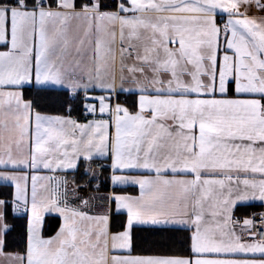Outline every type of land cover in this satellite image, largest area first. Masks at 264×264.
<instances>
[{"label":"snow or ice","instance_id":"obj_1","mask_svg":"<svg viewBox=\"0 0 264 264\" xmlns=\"http://www.w3.org/2000/svg\"><path fill=\"white\" fill-rule=\"evenodd\" d=\"M253 2L264 8L260 0H0V181L14 185L12 200L0 199V253L10 203L14 213H29L26 250L13 264H264L252 219L233 217L238 203L264 202V18L240 10ZM74 40L78 56L92 48L87 82L64 70ZM117 52L119 89L108 74ZM126 78L134 89L124 88ZM33 80L72 93L136 91L138 110L112 105L109 95L94 99L110 119L34 113L19 90ZM109 154L112 184L140 189L111 197L116 212L127 213L122 231H110L108 213L70 206L66 178L30 175ZM134 171L154 175L123 174ZM48 214L63 223L45 237ZM137 225H190L191 255H132ZM120 252L128 254H113Z\"/></svg>","mask_w":264,"mask_h":264},{"label":"trees","instance_id":"obj_2","mask_svg":"<svg viewBox=\"0 0 264 264\" xmlns=\"http://www.w3.org/2000/svg\"><path fill=\"white\" fill-rule=\"evenodd\" d=\"M106 3H116V0H103ZM23 98L30 100L33 110L43 115L67 116L76 120H82L85 111L86 97L82 91L72 93L66 88L53 86H38L28 84L21 88ZM117 100L122 102L131 112L138 110V94L133 92H120ZM68 177L78 185L88 178V174L81 166L71 172ZM108 169L103 175V184L108 188ZM0 195L4 198H11L12 187L0 183ZM125 213H113L111 217V231H122L123 224H126ZM5 221L9 230L4 236V249L13 253H24L27 246V225L28 217L18 215L12 210L9 203ZM61 226V218L56 214L45 216L43 235L53 236ZM191 229L180 227H153L137 225L133 228L134 233V255H163V256H190V235Z\"/></svg>","mask_w":264,"mask_h":264},{"label":"crops","instance_id":"obj_3","mask_svg":"<svg viewBox=\"0 0 264 264\" xmlns=\"http://www.w3.org/2000/svg\"><path fill=\"white\" fill-rule=\"evenodd\" d=\"M116 2H118V0H116ZM260 2L262 4H264V0H260ZM240 10L242 12L246 10L247 14L250 17H256L258 20L264 18V8L257 7L255 2H253L251 5H242ZM224 19H226V16ZM224 19H221V13L218 11L217 23L220 26H223ZM80 31H81L80 22L79 21H73L72 26H71V35L73 37H78V36H80ZM73 42H78V40H74ZM221 46H223V40H221ZM0 50H3L2 46H0ZM30 84H35L34 80L32 82H30ZM134 87H135L134 81L131 78H128L126 84H124V88L125 89L133 88L134 89ZM19 90L21 91V89H19ZM120 92H127L128 93L129 91L118 90L116 93L109 94L112 96L113 101H116V103L119 102L117 100V94ZM131 92L137 93L138 94V100H139V93L136 91H131ZM86 99H87V96H86ZM33 112L35 113L34 110H33ZM64 117H67V116H64ZM102 119H110V117H108V118L105 117ZM33 126H34V124H33ZM111 131L114 132V128L111 129ZM93 159H100L107 164V167H108V178H107L108 188L105 190H93L91 195L87 199L89 201V204L87 206H84L82 208V211H86L89 215H93V216L108 213L109 214V229L111 231V217H112L113 213H117L115 202L111 200V197L113 195H127V196L136 197V196L140 195V189H139L138 185H132V184L113 185L112 184L111 179H110V177L112 175V170L110 167L112 160H111L110 154L106 157H93ZM84 161L85 160L83 158L79 159L77 161V166H76L75 170H77L81 166V163ZM3 170H4L3 168H0V171H3ZM75 170H67V171L57 170L56 172H52L49 170H43L42 169L37 173H30V175L31 174H37L40 176H57V174H59V173H67V172H71V171H75ZM117 174H121V173H117ZM123 174H126V175H154V173H148L146 171H134V172H128V173H123ZM0 183L5 184L2 181H0ZM40 183H43V182L41 181ZM68 183H69L70 187H74L76 185L72 179H69ZM8 185H10L12 187L11 198L8 199V198H4L1 196L0 199H4L6 201H11L13 198V193H14V185H12L10 183ZM30 185H31V182L29 181V190H30ZM29 194H30V192H29ZM261 204H263V202L259 201V200L248 201V202H244V203H238L237 206L233 210V217L235 219H238L239 223L242 224L243 219L244 218L249 219L251 217V215L258 209V207L261 206ZM8 205L9 204L6 205V207L4 209V213H6V209H7ZM119 213H125L127 215L126 210H121ZM60 218H61V224H62L63 223L62 217H60ZM44 220H45V217H44ZM4 223H6L5 219H4ZM43 226H44V224H43ZM141 226H145V225H141ZM160 227H165V226H160ZM166 227H180V228H187V229L193 230L190 225H180V226L169 225ZM236 231L238 234H241V229H240L239 225H237ZM42 234H43V229H42ZM4 236H5V233H3V240H4ZM242 236H243L244 240H248V236L246 233H243ZM45 237H47V236H45ZM15 254H18V253L6 251L3 247V252L0 253V264H13L11 256H13ZM20 254H22V253H20ZM113 254L127 255L128 253L127 252H120V253H113ZM131 254L134 255L133 253H131ZM237 258H243V257H237Z\"/></svg>","mask_w":264,"mask_h":264},{"label":"rangeland","instance_id":"obj_4","mask_svg":"<svg viewBox=\"0 0 264 264\" xmlns=\"http://www.w3.org/2000/svg\"><path fill=\"white\" fill-rule=\"evenodd\" d=\"M80 35H82V28L80 31ZM78 46V42H73L70 48L68 49V52L66 54V57L64 59V70L68 77L70 79H82L84 82H87V76L90 72L94 70V63L92 59V48L89 45L84 46V51L81 56H78L76 53V48ZM119 48V43L117 42V49ZM79 61L77 64L76 61ZM132 61L129 60L128 63H131ZM108 74L109 77L114 74L116 76V83L117 86L120 85V75H121V67H120V60H119V54L117 52V58L116 62L114 65L110 64L108 67ZM125 75L127 76V72L125 70ZM127 79H125L124 84H126ZM30 84V83H29ZM28 85V84H27ZM39 86V85H38ZM54 87L58 88H66V86H60V85H55ZM119 89V87H118ZM70 90V89H69ZM82 91L85 96H87V101L85 105L92 104V105H98L97 106V111L96 112H90L86 108V111L90 116L86 120H76L79 123H87L90 120H99L102 118H108L110 117L108 113L105 114H100L98 111L99 108V102L97 99H94V97H99V96H108L111 93H108L104 90H101L99 88H92L90 87L87 91H85L83 88L77 90V92ZM121 91V90H120ZM112 105L116 104V101H109ZM121 104L122 106L126 107L122 102H117ZM127 108V107H126ZM43 115V114H42Z\"/></svg>","mask_w":264,"mask_h":264},{"label":"built area","instance_id":"obj_5","mask_svg":"<svg viewBox=\"0 0 264 264\" xmlns=\"http://www.w3.org/2000/svg\"><path fill=\"white\" fill-rule=\"evenodd\" d=\"M89 117V114L87 111L84 112L82 118L87 119ZM84 168L89 175L87 180L75 187L71 188L69 184L67 185L68 191H69V204L73 207H80V209L83 208L81 206V201L79 199V196H83L84 199H88L91 195V192L93 190H102L105 189V186L103 184V175L105 173V170L107 168V165L98 159H92L85 161ZM57 177H64L67 179L66 174H58ZM68 181V180H67ZM73 190H75V193L77 195H72ZM19 215L27 216L28 213L26 212H19L17 213ZM262 214H264V202L259 206V208L251 215L250 219L253 221L252 230L258 234V238L264 239V227H261L262 224H264V219H262Z\"/></svg>","mask_w":264,"mask_h":264},{"label":"water","instance_id":"obj_6","mask_svg":"<svg viewBox=\"0 0 264 264\" xmlns=\"http://www.w3.org/2000/svg\"><path fill=\"white\" fill-rule=\"evenodd\" d=\"M109 96V95H108Z\"/></svg>","mask_w":264,"mask_h":264}]
</instances>
